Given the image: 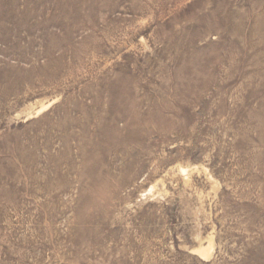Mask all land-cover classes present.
<instances>
[{
  "label": "rangeland",
  "instance_id": "rangeland-1",
  "mask_svg": "<svg viewBox=\"0 0 264 264\" xmlns=\"http://www.w3.org/2000/svg\"><path fill=\"white\" fill-rule=\"evenodd\" d=\"M0 264H264V0H0Z\"/></svg>",
  "mask_w": 264,
  "mask_h": 264
}]
</instances>
